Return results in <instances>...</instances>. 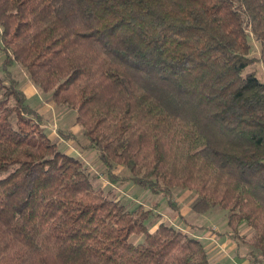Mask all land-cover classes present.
Returning a JSON list of instances; mask_svg holds the SVG:
<instances>
[{
  "label": "trees",
  "instance_id": "trees-1",
  "mask_svg": "<svg viewBox=\"0 0 264 264\" xmlns=\"http://www.w3.org/2000/svg\"><path fill=\"white\" fill-rule=\"evenodd\" d=\"M249 33L264 56V0H0V264H216L180 228L148 229L158 202L129 209L95 187L46 133L14 64L75 110L110 184L176 212L173 188L193 190L192 211H224L262 262L264 81L244 72Z\"/></svg>",
  "mask_w": 264,
  "mask_h": 264
},
{
  "label": "rangeland",
  "instance_id": "rangeland-1",
  "mask_svg": "<svg viewBox=\"0 0 264 264\" xmlns=\"http://www.w3.org/2000/svg\"><path fill=\"white\" fill-rule=\"evenodd\" d=\"M248 41L251 46L249 56L254 57L256 61L245 68L244 72L254 71L258 78L264 81V56L261 53V45L251 33H249ZM3 59L4 54L0 50V76L3 74L1 70V62ZM10 71L19 80V88L25 93L27 102L43 115V127L46 133L52 139L56 140L61 150L71 151L75 157L84 163V167L89 171L95 187H101L111 197L119 199L129 209L137 205H142L144 208H151L154 202H158V208L154 210L153 214L146 221L149 230H154L160 222L178 227L173 220L174 216L178 214L181 208L185 211L191 209L192 204L196 200V194L193 190L178 187L173 188V202L178 208L176 212L172 207L168 206L165 197L160 194L154 195L130 181L121 184H110L105 177L106 170L98 158L97 151L85 148L84 146L85 139L82 134V129L75 122V110L68 106L54 103L48 93L40 90L29 80L28 75L20 65L14 64L10 67ZM61 132L70 133L72 137L66 138ZM115 172L119 175H129L128 170L122 165H116ZM207 215H209V217L207 216L208 218L210 216L218 219L220 217L225 218V213L222 210H212ZM187 217L191 222H194L196 219L195 215L191 212L187 214ZM207 217L205 216L203 220L207 219ZM142 237V235H132L130 240L132 242H139L142 240ZM248 247L251 249L250 246Z\"/></svg>",
  "mask_w": 264,
  "mask_h": 264
},
{
  "label": "crops",
  "instance_id": "crops-1",
  "mask_svg": "<svg viewBox=\"0 0 264 264\" xmlns=\"http://www.w3.org/2000/svg\"><path fill=\"white\" fill-rule=\"evenodd\" d=\"M71 148L73 149L72 146ZM63 151L73 155L71 151ZM189 211L196 217L194 222H191L187 217V214L190 213ZM189 211L181 208L178 214L174 216L175 225L203 243L210 262L216 264H264V260L262 262H253L249 254L251 250L248 247L249 245L232 234L225 218L220 217L218 219L213 216L208 218L209 215L207 214L210 211L205 214H197L192 209H189ZM179 215L183 217V220L179 218ZM205 216L208 217L203 220ZM251 232L252 229L250 227L240 226L239 235L249 236Z\"/></svg>",
  "mask_w": 264,
  "mask_h": 264
}]
</instances>
